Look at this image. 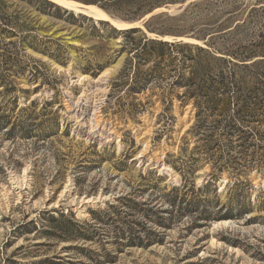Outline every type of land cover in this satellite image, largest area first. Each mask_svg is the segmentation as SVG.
<instances>
[{"label":"rangeland","instance_id":"374dc122","mask_svg":"<svg viewBox=\"0 0 264 264\" xmlns=\"http://www.w3.org/2000/svg\"><path fill=\"white\" fill-rule=\"evenodd\" d=\"M66 1L141 26L0 0V264H264V0ZM207 61L240 78L218 146L180 85Z\"/></svg>","mask_w":264,"mask_h":264},{"label":"trees","instance_id":"16d2710c","mask_svg":"<svg viewBox=\"0 0 264 264\" xmlns=\"http://www.w3.org/2000/svg\"><path fill=\"white\" fill-rule=\"evenodd\" d=\"M52 7L58 8L59 6H56L54 4H50ZM151 32H157L155 30L149 29ZM137 32V29H125L121 30V33L126 34H132ZM140 32V31H139ZM160 35H164V32H158ZM146 38H143L142 41L139 42V59L140 61H143L144 63L148 62L149 59L147 57H150L152 53L148 52L149 46L152 44L159 45V47H167L170 51L167 53L168 57L170 58V62L167 66L172 67V71H181L183 68H194V64L191 65L196 58L194 56H184L183 50H193L196 49L197 52L205 53L206 57H210L211 59H214V61L219 62L220 64H224L226 62L225 59V53H222V56L215 57L213 56V53L209 49H204L202 47L197 46H191L187 44H181V43H167L162 41H155V40H145ZM144 40V41H143ZM261 45L264 42L260 43ZM211 47V46H210ZM154 51V50H152ZM181 58H179V56ZM228 55V54H227ZM189 61V65L186 67V62ZM182 62V64H180ZM207 64L204 66L205 71L207 70L209 75L207 74L206 78L202 79L201 82H194L193 87H190L188 84H180L182 87L192 88L191 91L188 92V98L195 100V108L197 110L196 112V124L194 127L189 130V132H194L195 135H199L201 132H209V134L206 135L205 139L207 140L206 143H213V139L215 137L214 129L221 128V133H219L218 143L216 142V145L218 146L220 144L221 137L223 139H229L231 138V133L236 129L233 121H224L222 126H219V124H222L220 121H214L213 126H209V119L212 117H217L218 115L226 117L227 113L230 112L227 108L223 110L222 112L219 111V108L224 106H230V97H232V90L236 88L239 84L240 78L238 77V73L234 70L226 69L222 66H212L211 61H207ZM231 63V62H230ZM235 65L234 63L232 64ZM181 66L182 68L180 69ZM213 70V72H211ZM162 74V73H161ZM256 77H258V74H255ZM160 76V75H159ZM181 79H184L183 74H179ZM161 78V77H160ZM142 79V78H141ZM194 79V78H193ZM192 78L189 79L191 81ZM143 81V80H142ZM194 81V80H193ZM260 83V82H259ZM264 85V83H263ZM262 85V86H263ZM228 93L231 94L228 96ZM257 92L255 93L253 100L257 103H259V98L257 96ZM241 97V95H239ZM225 101V103H224ZM185 103V102H184ZM229 108V107H228ZM229 117V116H228ZM8 122L2 121L0 119V131L6 129ZM225 123V124H224ZM217 126V127H216ZM246 143V141L244 142ZM231 144V142H230ZM227 146V145H226ZM228 146L229 142H228ZM220 171V170H218Z\"/></svg>","mask_w":264,"mask_h":264},{"label":"bare ground","instance_id":"6f19581e","mask_svg":"<svg viewBox=\"0 0 264 264\" xmlns=\"http://www.w3.org/2000/svg\"><path fill=\"white\" fill-rule=\"evenodd\" d=\"M48 1L52 2L53 4L59 6L60 8H62L64 10H68V11L78 13V14H83L85 16L92 17L96 20H104V21L110 23L112 26H114L118 30L130 29L131 27L141 26V23H134L132 25H128V24H124V23H121L119 21L113 20L110 17H108L107 15H105L102 11H100L99 9H97L96 7H93V6H81L78 3H75L72 1H66V0H48ZM155 12H158V11H155ZM148 17H149V15H148ZM73 106H74V104H73ZM81 131H82V133H85V130L84 131L81 130ZM86 135L90 136V132L87 130H86Z\"/></svg>","mask_w":264,"mask_h":264},{"label":"water","instance_id":"95a60500","mask_svg":"<svg viewBox=\"0 0 264 264\" xmlns=\"http://www.w3.org/2000/svg\"><path fill=\"white\" fill-rule=\"evenodd\" d=\"M130 25H132V24H130ZM135 28H137V27H131V29H135Z\"/></svg>","mask_w":264,"mask_h":264}]
</instances>
